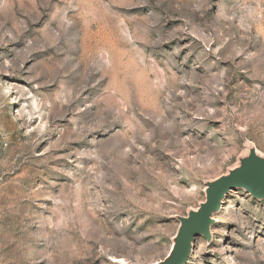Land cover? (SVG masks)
<instances>
[{"label":"rangeland","instance_id":"374dc122","mask_svg":"<svg viewBox=\"0 0 264 264\" xmlns=\"http://www.w3.org/2000/svg\"><path fill=\"white\" fill-rule=\"evenodd\" d=\"M264 158V0H0V264H155ZM185 264H264L231 190Z\"/></svg>","mask_w":264,"mask_h":264},{"label":"water","instance_id":"95a60500","mask_svg":"<svg viewBox=\"0 0 264 264\" xmlns=\"http://www.w3.org/2000/svg\"><path fill=\"white\" fill-rule=\"evenodd\" d=\"M233 189H243L251 197L264 200V158L250 150L240 165L212 182L207 183L205 200L197 210L178 218L179 228L172 247L164 260L155 264H185L192 252L195 238L210 240V227L226 195Z\"/></svg>","mask_w":264,"mask_h":264}]
</instances>
